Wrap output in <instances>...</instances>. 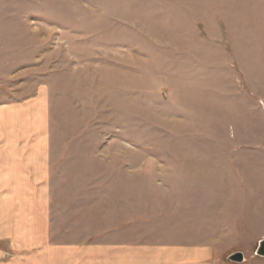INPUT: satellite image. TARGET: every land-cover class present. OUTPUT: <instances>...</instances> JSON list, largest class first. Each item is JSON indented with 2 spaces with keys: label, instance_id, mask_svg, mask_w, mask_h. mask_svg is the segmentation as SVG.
<instances>
[{
  "label": "rangeland",
  "instance_id": "1",
  "mask_svg": "<svg viewBox=\"0 0 264 264\" xmlns=\"http://www.w3.org/2000/svg\"><path fill=\"white\" fill-rule=\"evenodd\" d=\"M6 118L44 166L0 264H264V0H0Z\"/></svg>",
  "mask_w": 264,
  "mask_h": 264
},
{
  "label": "crops",
  "instance_id": "2",
  "mask_svg": "<svg viewBox=\"0 0 264 264\" xmlns=\"http://www.w3.org/2000/svg\"><path fill=\"white\" fill-rule=\"evenodd\" d=\"M10 105H19L18 108H22V102ZM5 122H9L13 127L9 129L8 133L4 132L2 135L0 134V137L2 136V145L0 147L2 148L0 150V190H2L4 194V201H2L1 204L3 206L0 207V213H2L1 216L3 218L2 227L0 226V231L3 233H0V238L11 237L9 234H11L10 231L12 230V233H15L13 237L18 240L17 238L19 236L20 238L22 237V190H26V188L29 190L40 188L36 177L42 172V167L44 166V149L42 146L37 145L35 147H28L27 144L22 142L28 138L22 137V118H6ZM15 124H17L18 127H15ZM13 205H18L20 207L19 211L15 214L11 213V207ZM72 250L74 252L67 257L66 264H88L80 260L83 257L82 250L79 251L81 253H78L77 249ZM126 250L130 252H122L117 256L110 257L109 261H113V263H108L109 261L104 262L105 258L102 256L104 252H102L99 258L102 260L101 264H133L132 249L128 248ZM21 253L22 247L17 253L18 256ZM97 254L99 255V253ZM53 255L54 262L51 261L46 264H61L60 256L55 254V252ZM75 257H78L79 263L78 259L77 262H75ZM40 259L43 261L44 257ZM18 260L22 264V258L20 256ZM5 264L13 263L10 260ZM40 264L45 263L41 262Z\"/></svg>",
  "mask_w": 264,
  "mask_h": 264
},
{
  "label": "water",
  "instance_id": "3",
  "mask_svg": "<svg viewBox=\"0 0 264 264\" xmlns=\"http://www.w3.org/2000/svg\"><path fill=\"white\" fill-rule=\"evenodd\" d=\"M255 254L259 257H264V238L258 241ZM228 259L232 262L241 263L244 261V255L242 252H235L229 255Z\"/></svg>",
  "mask_w": 264,
  "mask_h": 264
}]
</instances>
